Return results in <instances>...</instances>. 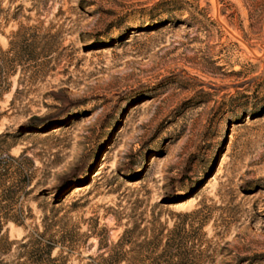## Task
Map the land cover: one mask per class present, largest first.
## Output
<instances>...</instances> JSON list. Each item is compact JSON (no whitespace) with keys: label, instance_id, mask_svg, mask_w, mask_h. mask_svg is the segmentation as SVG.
Listing matches in <instances>:
<instances>
[{"label":"rangeland","instance_id":"1","mask_svg":"<svg viewBox=\"0 0 264 264\" xmlns=\"http://www.w3.org/2000/svg\"><path fill=\"white\" fill-rule=\"evenodd\" d=\"M0 89V215L34 217L0 234L52 222L85 264L139 225L145 264L176 223L190 258L264 264V0H0Z\"/></svg>","mask_w":264,"mask_h":264},{"label":"trees","instance_id":"2","mask_svg":"<svg viewBox=\"0 0 264 264\" xmlns=\"http://www.w3.org/2000/svg\"><path fill=\"white\" fill-rule=\"evenodd\" d=\"M5 91V89H0V96ZM58 100H64L61 98L59 93H54ZM33 124H46V120L38 119V117L32 118ZM13 157H6L4 161L13 160ZM26 159L30 160L28 157ZM2 161V160H1ZM0 161V162H1ZM29 169L23 168L22 182L23 186L28 187L31 181V175L28 173ZM3 174L0 173V182L2 181ZM65 182L63 180L60 186ZM58 192V190H56ZM34 217L31 214H24L22 208H18V212L15 214H2L0 215V232L4 225L8 222L13 223L17 227H21L24 231H27L29 224L26 223L27 220H32ZM49 220L48 217L44 216L41 220L42 223H46ZM151 226H144L143 231H150L151 237L144 241L147 245H157L164 237L166 238L163 244L164 254L153 257L151 260L147 261L145 264H204L201 261L200 256L202 251H198V256L190 258L186 248L183 246V241L185 236L182 233L185 231L183 224L179 226L174 223V226L167 231L165 235H162V231L165 227L155 228L156 221L150 222ZM53 225L52 222L49 226L42 231L27 232L22 235L19 239H9L7 234H0V264H66L67 257L60 253L53 255V251L57 246L60 248L64 247V244L68 241L65 234L56 237L54 233H51L50 228ZM203 224L201 223L200 226ZM139 227L135 225L134 228ZM134 228L125 229L121 237L109 244L98 245V249H103V251L98 254L95 258L85 264H119L120 258V247L125 244H130L132 242V234ZM161 236V237H159ZM143 244V245H144ZM145 246V245H144ZM143 246V247H144ZM173 250V251H172ZM163 251V252H164ZM164 255L165 259L162 263L161 256ZM149 257L144 256L143 260H147ZM128 262L129 259L126 258ZM129 264H132L128 262Z\"/></svg>","mask_w":264,"mask_h":264},{"label":"bare ground","instance_id":"3","mask_svg":"<svg viewBox=\"0 0 264 264\" xmlns=\"http://www.w3.org/2000/svg\"><path fill=\"white\" fill-rule=\"evenodd\" d=\"M247 17H248L247 12L243 11L241 14V18L243 19V26L247 25Z\"/></svg>","mask_w":264,"mask_h":264}]
</instances>
